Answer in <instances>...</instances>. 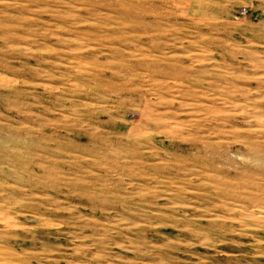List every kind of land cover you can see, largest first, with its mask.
I'll return each instance as SVG.
<instances>
[{
    "label": "rangeland",
    "instance_id": "rangeland-1",
    "mask_svg": "<svg viewBox=\"0 0 264 264\" xmlns=\"http://www.w3.org/2000/svg\"><path fill=\"white\" fill-rule=\"evenodd\" d=\"M0 264H264V0H0Z\"/></svg>",
    "mask_w": 264,
    "mask_h": 264
}]
</instances>
